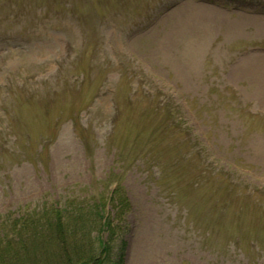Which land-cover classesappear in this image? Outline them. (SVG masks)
Instances as JSON below:
<instances>
[{"label":"rangeland","instance_id":"rangeland-1","mask_svg":"<svg viewBox=\"0 0 264 264\" xmlns=\"http://www.w3.org/2000/svg\"><path fill=\"white\" fill-rule=\"evenodd\" d=\"M114 184L124 264H264V0H0V214Z\"/></svg>","mask_w":264,"mask_h":264},{"label":"trees","instance_id":"trees-1","mask_svg":"<svg viewBox=\"0 0 264 264\" xmlns=\"http://www.w3.org/2000/svg\"><path fill=\"white\" fill-rule=\"evenodd\" d=\"M158 110L163 112V108ZM109 199L114 210L107 217L102 214L100 198L91 208L94 211L86 215L91 210L83 209L86 204L57 202L22 217H0V264H124L123 240L117 244L115 257L110 254L128 204L120 186ZM85 219L91 220L86 224L91 231L78 225ZM104 231L106 240L100 236ZM95 246L99 247L97 254Z\"/></svg>","mask_w":264,"mask_h":264}]
</instances>
